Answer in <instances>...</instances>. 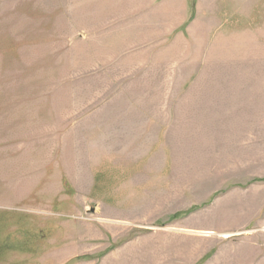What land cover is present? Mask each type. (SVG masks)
I'll list each match as a JSON object with an SVG mask.
<instances>
[{
    "label": "rangeland",
    "instance_id": "1",
    "mask_svg": "<svg viewBox=\"0 0 264 264\" xmlns=\"http://www.w3.org/2000/svg\"><path fill=\"white\" fill-rule=\"evenodd\" d=\"M0 264H264V0H0Z\"/></svg>",
    "mask_w": 264,
    "mask_h": 264
}]
</instances>
